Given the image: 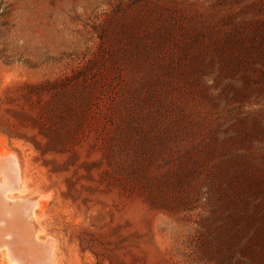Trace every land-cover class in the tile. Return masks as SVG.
<instances>
[{
	"label": "rangeland",
	"instance_id": "rangeland-1",
	"mask_svg": "<svg viewBox=\"0 0 264 264\" xmlns=\"http://www.w3.org/2000/svg\"><path fill=\"white\" fill-rule=\"evenodd\" d=\"M5 152L56 264H264V0H0Z\"/></svg>",
	"mask_w": 264,
	"mask_h": 264
},
{
	"label": "bare ground",
	"instance_id": "bare-ground-1",
	"mask_svg": "<svg viewBox=\"0 0 264 264\" xmlns=\"http://www.w3.org/2000/svg\"><path fill=\"white\" fill-rule=\"evenodd\" d=\"M5 153H0V253L7 264H56L54 244L38 241L43 233L37 224V211L42 210L39 199L29 198L34 200L32 203L23 199L25 180L20 177L16 157ZM21 217L29 222V226H26L25 233L22 232L23 240L20 242L15 235L19 233ZM5 223L8 230L4 229Z\"/></svg>",
	"mask_w": 264,
	"mask_h": 264
},
{
	"label": "water",
	"instance_id": "water-1",
	"mask_svg": "<svg viewBox=\"0 0 264 264\" xmlns=\"http://www.w3.org/2000/svg\"><path fill=\"white\" fill-rule=\"evenodd\" d=\"M21 218L23 219V221H22V223L19 226L20 227L19 233H16V235H15V238L18 241H20V242L23 240V236H22L23 234H22V232L25 233L26 226H29V222L27 220H25L23 217H21ZM6 224L7 223L4 224V229L5 230H8V228L6 227L7 226Z\"/></svg>",
	"mask_w": 264,
	"mask_h": 264
}]
</instances>
